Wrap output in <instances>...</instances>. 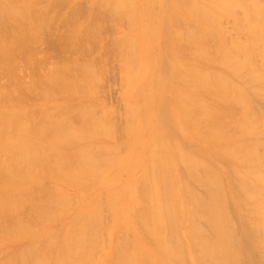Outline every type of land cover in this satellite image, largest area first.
Masks as SVG:
<instances>
[{
  "label": "rangeland",
  "instance_id": "1",
  "mask_svg": "<svg viewBox=\"0 0 264 264\" xmlns=\"http://www.w3.org/2000/svg\"><path fill=\"white\" fill-rule=\"evenodd\" d=\"M121 1L122 0H118V1L117 0H0V12H2L0 13V38H1L0 43L3 44V45L0 44V48L4 46L3 48H1V50L5 52L4 54V52L0 51L1 54H3V56L0 54L1 55L0 61L1 58H4L6 60L7 57V60L10 59L8 58L9 54L12 55L13 52H17L14 53L16 55L14 57H16L17 59L16 60L17 64L13 63L14 67H12V64L9 65L7 62H4L7 65L4 64L2 61L5 60L3 59L1 61V64L4 65H0V91H1L0 94L2 92H4L5 94L7 92L8 94V92H12L13 90L14 91L16 90V92L19 93L20 90V92L23 93V95H21V93L19 95H21L22 98L24 96V99H27V101L23 100L24 103L20 101L21 103L16 105V103L19 102V100L21 99L18 100L17 98L18 100L17 101L16 98H14L16 103H14L13 102L14 99H12L13 103L11 102L10 103L11 105H9V104H5V101L4 102L2 101L3 95L2 94L0 95V99H1L0 104L2 103L1 105L3 106L2 107L0 105V116L2 115L0 118L2 120L0 121L3 122V124H0V129H1L0 135L1 134L5 135L3 134V128H5L4 122L7 121L6 118H8V116L6 117V115L11 114V112L13 113L14 111L13 109L15 108L16 110L15 113L17 114L14 113V115L12 116L13 118L12 123L10 122V119L8 121L11 123L12 129H14L13 128L14 126H17L15 130L18 129L19 126L17 125L18 123L22 124L23 128L21 126V128L19 127V130L16 131L19 132L20 130H22L19 132V134L21 132L23 136L26 134L25 135L26 139H28L27 135L28 137L32 138L31 136H29L30 134H32V136L38 137L35 138L36 141L38 142L40 139L39 136H42L41 132L43 134V138H45L47 135L49 136L50 133L52 134L58 131L57 134H60L61 132L60 137L65 136L64 140L66 139V141L63 142L65 144L67 143L66 146H64L65 144L63 142H62L63 144L61 143L62 154L61 152L59 153V151L57 152L55 150H54L55 153H53L51 152V150L53 149L52 147L51 150H48L50 147L49 145L51 143L49 140V144H46V147L48 146L47 147L48 149L43 148L46 149L44 150L45 151L44 153H46V155L44 154L46 158L43 157L44 155H38L40 156L39 157L40 159H38V156L35 158L36 153L35 154H32V152L28 153L29 155L31 154L35 156H29L28 154H26L27 151L29 152L30 149V147L27 148L26 146V148L28 149V150L26 149V153H25L26 155H28L27 157L28 161L25 160V162H28L27 166L25 163H24L25 165L24 164L22 165L23 162L21 163V165L20 163L16 164L19 166H17L18 168H16L15 166V168L12 169L11 181L9 180L8 182L7 180L5 183V179L4 181L0 180L1 181L0 185L3 187L5 185V187L8 188V190L9 188H14V187L16 188L18 187L19 189L22 188L20 189L21 192L19 196L18 194L13 195L14 198L16 196L19 198L16 197L15 200L11 197V199L13 200L9 199L11 203L15 200V202H13L12 205L7 200L10 203V205L9 206L6 205L7 206V209L5 208L6 210L3 209V207L1 208V202L3 200L2 198L4 197V194L1 192L2 195H0L1 197L0 199H2L0 200V208L3 209V211L0 209L1 210L0 234H2L0 235V264H5L14 257L19 259V254L23 250H26L29 247V245L35 242V240L37 242L39 241L38 243L39 245L37 246L36 248L37 250L35 251L38 253L37 255L39 259L41 261H44L45 264L47 263L56 264V262L61 259L64 262L70 260L69 255L71 253L70 252H68L69 254L66 253L68 251L67 250L68 248L66 249L65 247L67 246L65 245L67 244V242H65L66 241L65 238H67V235L71 233L69 232L70 230L68 229L69 228L72 229L73 227L74 230H72V232L74 233V231L77 230V228H79L81 226L80 224L83 222V220L81 222V217L82 216L84 217L86 212L89 211L93 213L90 214L92 216L94 215V220H95V221L93 220L95 223H93L92 225L90 224L91 227L90 230L93 229V227L94 229L91 230L92 232L89 230V233H93L91 236V240L93 238V240L91 241V245H93V243L94 245L91 246V248L92 247L94 248L90 249L93 250L90 251L92 255L89 253L88 251L89 249L87 250V252L85 251L86 253H84L83 250H81L83 252L81 253L85 254L86 256L85 255L78 256L79 257V258L77 257L78 261L75 258V260L77 261V262L75 261L76 264L77 263L78 264H114V263L117 264L118 262L117 260H119L118 264H120L121 257L124 256L123 254L124 253L126 254L127 252L129 254L134 253L136 255H138L139 253L138 258L140 261L137 260V264L139 263L159 264V260L157 261V258H159L158 257L159 254L158 252H156L158 250L155 244L156 241L154 240V238L150 237L149 232H147V228L144 227L143 225L145 223L144 215H146V213L144 214V212L145 209L148 210L147 204H149L147 202V198H145L146 201H143L144 196L139 197L136 194L138 199L136 198L133 205L130 199H128V197L126 196V193H128L133 189V186L129 185L130 182L133 181L134 183L136 179L138 180L139 178L143 177V174L141 173L147 167L146 155H148L150 147L157 157L160 154H162L161 156L166 157L165 155H168L169 151L171 153L172 151H175L177 149V146H179L178 147L179 150L182 149L181 150L182 154L185 153L184 156L186 155L188 156V158L191 157L189 159L190 162H192L191 161L192 158L193 161L194 159L196 161L194 163H197L198 160L199 162L198 164H196V166H194L195 171H190V174H189V170L186 169L188 171L189 177L187 176V172H185V168H187L186 164L184 166L181 165L178 162L179 160H176L175 162H170L171 164L167 168L168 171L165 169L167 173L164 170H162L163 173H161L162 171L160 172L159 169H156V171L159 172L158 178L162 177V175L165 172L166 177L171 180L168 182H171L172 185V186L170 185L171 187L169 186L170 183L167 185L168 187H170L168 188V190L173 189L171 190V192H168V190H166L167 186L166 187L163 186V188H165L166 190L165 192L163 191L164 189H162L161 187L162 185L160 186L158 184L159 187L158 191L159 192L161 191L160 192L161 194L162 192H164V194L167 193L166 196L168 198L167 200L166 197H165L166 199L164 198L165 195L163 196L160 194V196L163 197L159 196L160 199L159 203L161 205L163 203L165 204L167 203L166 202L167 200V201H171V203L169 202L170 204H173L174 206L176 205V207L178 206L176 213L178 219L176 220V224L174 225V226L177 225L176 227L177 230L176 228L175 230L178 231L177 232L178 234H176L174 229L166 225L167 226L165 228L166 232L164 231L165 233H163L161 239L162 240L163 238L167 239L169 236H171L173 240L168 238L167 240H169L168 241L169 243L170 241H172L171 243L179 242L177 244L179 245L182 244L180 248L184 262L182 264H195L194 262H196V264L198 263L216 264L211 260L212 258L210 256L209 257L211 259H208V257H206L204 254L201 255L199 251H197L198 248H196L197 247L196 243H198V239L196 238L206 237L208 239H211L213 234L211 232L212 230L209 224L202 217V210H200L195 203H193L192 201L190 202L189 196L186 194L189 192L190 194H193V196L195 195V197L199 198L200 200L207 201L208 199L207 194L205 192V189L202 188L203 186L202 183L198 182V180L196 179H194V181L192 180L193 178H195V177L192 178V176H196L195 174H193L192 176L190 175L193 172L198 173V171H200L201 173L202 171H204V169H208L210 171L213 170L212 173L214 172L215 175L217 173L216 176L219 178L218 181H220L219 183L221 186L220 190H222L221 192L223 193V195L220 193L221 194L220 196H223L224 198V200L222 198L221 201L225 202V203L223 202L224 204L222 203V205L224 206V207L222 206V209L223 212L225 211L224 212L225 216L226 217L228 216L227 217L228 218L227 224L229 223L228 235L230 238L229 242H231L230 243L231 249L229 248L230 249L229 252L233 255L234 258L232 264H264V233H262L263 232L262 224H264L262 223L264 222V215H262L264 214V210H263L264 184H258L259 183L258 180L255 182L254 179L248 178L255 185L254 187H256L255 189L252 183H251L252 187L251 186L250 187L253 190L251 188L250 190L249 187L246 186L247 187L246 190L247 191L249 190V192L247 193V197L249 198L250 196H252L250 197V199H248L245 194L246 190L244 191V189H242L239 185V182H241L239 177H236L237 176L236 173L234 175L232 173V171L234 170L233 169L234 164H232L233 163L232 160L229 161V159L226 158L224 154L222 155L221 150L217 151V148H219L221 144L230 146L232 145V143L237 144L240 142H242L241 143L242 146L241 144H239L242 147L240 148L241 151L242 149L247 150L248 147H250V149L248 150H251L253 148L251 147L252 146L251 144L256 142L255 146L254 144L253 146L255 147V149H258L257 152L259 153H255V154L264 160L263 157L264 147H262L264 145V132H261L263 129L262 130L258 129V132H260L259 134L261 135H257L258 132L255 131L251 134L247 133V136L245 132H243V130L240 129L241 127L240 124L244 119V117H242L244 115V112H246L250 118L251 115L255 116L251 118L253 120L255 119L254 121L256 120L259 121L260 119L262 120V118H264V99H263L264 86L262 83H258V82L256 83L255 81L254 82L251 81L252 79L249 78V76L252 73L255 74V71L257 72L258 69L260 70L259 73L258 72L256 73L257 75H260L261 71L264 70L263 69L264 66L262 67V64H264V57L260 56L262 55V53L264 55V52H262L264 51L263 49L264 41L261 42V47H259L262 49L260 50L262 53L256 51L257 53L254 52L255 53L254 57L251 56L250 57L251 59L250 58L247 59V61L251 60L249 61L251 62L250 63L251 65L245 62L250 66L246 68L247 65L244 64L245 65L244 68L246 69L242 71L241 69L238 70L237 68H235L239 71V73L234 76L233 75L231 76L230 74L231 72H228L229 70L225 69V68H229L227 66L228 64L225 65L227 66L225 67L224 63L222 64L220 63L221 62L220 61L218 63L222 64L223 66L221 65L219 66L220 67L219 70L217 69V65L220 64H217L215 60H218L221 56L220 55L221 50L220 49L215 50L220 47L219 45H217L219 44V42L217 41L218 40V35L216 32L217 30L212 28L213 31L211 33L206 34L203 37L201 36L202 37L201 40L204 41L206 45L204 49L207 50V52H209L207 54L210 55L209 58H211L212 56V60H213V63L212 61L211 63H209V61L206 62L209 63V65L203 63V65H205V69H206L205 71H207L208 73L220 72L221 75L224 76L226 75L225 78L232 80L231 85H233V87L236 86L238 87L236 88L237 92L239 90V87L240 90H242L239 91V93L240 95L242 94L241 97L243 96L242 99L244 103L242 102L241 104V100H242L241 98H240L241 100L240 99L239 101L237 100L238 102H240V105H238L239 103L237 102L235 103L236 98H238V96H236L238 95L237 92H234L236 90H232V91L230 90L231 91L230 92L229 90H227V88H225L224 90V92L228 91L227 93L225 92L226 93L225 95L223 90H221L222 91L221 93L223 94L222 95L219 92L214 93V91L208 89H204V90L202 89L203 91L200 89L199 91L200 93L198 92L199 94L190 93L188 95L189 97L191 96L192 98L194 97L195 99H199L200 103L202 101V104L206 106V109H204V111H202L204 108L203 105H201L203 107L201 108L202 110L198 109L199 107H201L200 105L199 107L198 106L196 107L197 110H195V108L194 110H191L193 108L190 109L191 112L193 111V113H195V114L191 113L192 115L194 116L198 115L197 117L199 120L196 119V116L194 117L195 118L194 120L195 121L197 120L199 121L197 123H200L197 125L194 121L193 123H195L199 127H197L196 125L193 126L191 125L193 124L192 122L190 123L189 121V123L186 124L185 123L186 121H184L182 118H179V114H176L178 111L174 107L170 98H171V94H173L172 92L174 91L179 92L181 90L179 89L178 91V89H175V87H177L179 84L181 85L182 80H185L187 78L186 81L189 79H191L190 82L192 81V78H190L191 73L189 71H188L189 73L186 72L187 71L186 69H188L189 66L191 67L194 63V57H191L192 53L190 54V56H188V54L191 51V46L188 45L189 43H186V41L182 39H178L181 41V42L179 41L178 43L177 42L178 40L176 41V39L174 38L177 37L175 36L177 34L176 30H178V32L179 30H182L181 32L195 31L194 30L195 26L193 25L194 22L189 21L188 24L186 23L184 24L181 23L180 21L178 22L179 24L176 25L177 23L173 19L171 20L170 15H172V13L174 12V10H172L173 0H125L126 2H124L123 0L122 2L124 4H126L129 1L126 4V8L123 3L119 4L121 3ZM191 1L192 0H177V2L180 3V4L178 3V8L180 10L182 8L187 9L188 5L191 4L190 3ZM256 1L257 3L260 2L258 4L259 6L260 4L261 6L264 4V0H256ZM186 2L188 4H186ZM181 3L187 5V7H184V5L182 6ZM243 8L241 6V9ZM241 9L240 7L237 8L235 7V9L233 8L232 9L234 12L232 13L233 15L228 16V18L227 16L225 17L223 16L222 17L223 19L220 20L221 25L220 22H218L219 27L220 28L222 27L221 30L223 29L222 30L223 35L227 34V36L225 35L224 39L222 38L221 41L222 44H224L226 47L227 46L231 47L230 45L233 44L234 40L236 42L237 39L239 42L241 41V43L247 41V34L244 33V31H241L243 29L240 28L244 25L243 22L244 23L247 22V21L245 22L244 18L248 21L249 18L243 17L246 15L242 14L244 12H247V9L246 8H244V10ZM14 12H16L17 14ZM129 13H132L133 15L130 16ZM239 23L242 24V26L238 30L237 28L238 26H240ZM167 27L171 28L170 36L171 37L173 36V39L176 42L174 43L175 49L177 48L176 50H174L173 49L174 47H172L174 44L171 46V41L173 40L169 41L171 37L168 39V37L166 36L165 29ZM236 31L237 32L241 31L244 34L239 32L237 33ZM28 32H30V34H28ZM237 35H239V37ZM24 36L26 37L24 38ZM20 39H23L25 41L22 40L23 42H20L21 41ZM230 39L233 40L231 41ZM26 40L27 42L28 41L29 42L27 43ZM24 42L26 44H29V46L22 45L24 44ZM12 43L14 45L17 44L18 45L17 47L14 46L16 48L14 49L13 47L12 49L13 52L10 53L9 50L11 49L9 48V46L11 47ZM5 45H7L8 47ZM216 45L219 47H216ZM178 46L180 50L178 49ZM6 47L9 49H7ZM259 48L257 50H259ZM213 49L215 50L214 52ZM218 52L219 54L217 55ZM234 56H236L237 58L238 53L237 55ZM240 56L241 55H239V57ZM241 57L237 59H240L241 61ZM229 65L232 67L231 64ZM249 67H251L250 70L252 69V67H255V71L253 70L251 74L248 73L250 75L247 74V72H250V70L247 71ZM183 68L185 69L183 70ZM176 69L178 72H176ZM10 70L11 71L15 70V73L14 72L13 73L16 76H14V74H12ZM188 70H190V68ZM233 70L234 69H232V71ZM184 73L185 74L187 73L189 75V78L188 77L185 78L184 75H182ZM241 73L242 74L244 73L245 76L247 74V76L245 77V79L248 77L247 78L248 80L246 79L247 81L245 79H244L245 82L244 81L241 82L237 80L238 76H244ZM262 74H264V71ZM11 75L13 77H10ZM15 78H17V80ZM172 84L174 87L173 91H172L173 88ZM19 85L21 87H19ZM183 85L180 87H184ZM23 88H26V90L25 89L22 90ZM230 88L235 89L232 88V86H230ZM250 88L253 90L250 91ZM254 90L256 92H252ZM261 92L263 93V95ZM216 93H218V95H221L220 97L221 99H223V101ZM12 94H16V93L12 92ZM214 94L217 95L218 98L217 96L214 97L215 96ZM6 108H11L13 111L9 110L10 111L9 113L8 109L7 111L5 110ZM2 110H5L6 113H4V111L1 112ZM200 112L203 113L205 112V114L207 112V114L208 113L209 114L204 115L201 113L202 115L205 116V117L202 116L201 119L199 117ZM21 113L22 114L25 113V116L24 115L21 116L20 115ZM19 115L21 117L19 118L22 120L17 119ZM91 117H93L95 120ZM3 118L6 120H3ZM90 118L93 121L90 120ZM14 119H15V123H14ZM16 120H18L17 124H16L17 122ZM22 121L24 122L22 123ZM43 121H45V123ZM46 122L48 123V126ZM260 122L257 123L258 128L260 127L259 125ZM10 123L9 126L6 123L7 129L8 127L11 126ZM52 124L53 126H51ZM66 126H68L69 128L67 129ZM194 127L198 129V131ZM46 128L48 129L46 130ZM64 128H66L67 130ZM23 129L25 130L24 131L25 134L23 133ZM63 129L66 131L71 129V135L73 134V132H75L73 136L83 133L87 137V140L86 137L82 134H81V138H83L82 141L81 139L80 140L77 139L78 137H80V135H77L76 139L74 140L75 137H71V135H69L68 132H67L68 134L64 135ZM93 129L94 130L97 129V130L94 131ZM213 129H217L218 131ZM81 130L82 132H80ZM211 130L215 131L213 132V134L217 135L215 136V138L218 137L219 135L217 134V132L218 133L220 132L219 137L223 139L221 140L218 137L219 141L217 140L215 142L214 139H211L212 136H214L211 133ZM7 131L8 130H6L5 132ZM200 131H204L205 133L201 135L202 132ZM85 132L88 135L91 134L92 132L93 135H91L90 138V135L87 136ZM106 132L110 134L108 135L106 134ZM209 132L210 135L209 136L206 135L207 133L209 134ZM237 132L239 133V135ZM35 133L37 134L35 135ZM46 133L47 135H45ZM55 133L52 135L53 136L56 135ZM96 133H100V134H98L97 136ZM102 133L106 134V136ZM19 134L17 135L19 136ZM22 134H20V136H22ZM38 134L40 135L37 136ZM205 135L211 137L204 138L206 137ZM229 136L230 138L228 139ZM50 137L52 138V136ZM30 138L28 139V141L30 140L32 141V139ZM142 140L143 143L141 142ZM232 140L234 142H232ZM247 141L249 143H246ZM244 142L246 144H244ZM32 143L30 145H32ZM69 143H71V145ZM157 143H159V145ZM148 144L150 145L148 146ZM256 144L260 148H256L257 147ZM89 145L93 146V147L91 146L92 149H89ZM53 146L55 147L56 145L53 144ZM147 146L148 148L145 149ZM94 147H96L95 150ZM97 147L99 149H97ZM104 147L107 149V151H105L106 149ZM79 149L83 150L82 154H81V150ZM90 150L92 151L94 150V152L92 151L90 152ZM162 150L167 151L166 154H163ZM88 152L91 154L93 153L92 154L93 157L96 158V160H98L99 162L98 163L96 161L98 165L97 168L99 167L97 170L98 173H95L97 171H94L93 172L94 174L92 172L91 174L90 173L87 174L90 168L86 166V163L83 161L84 157L82 158V155L88 154ZM56 153L57 154L59 153L58 155L60 159L66 156L63 159H61L63 160L61 161L62 163L65 161L63 164L58 162L59 158ZM66 154H68L69 156L71 155V157L67 158L68 155ZM96 154L97 156H95ZM79 156L82 159L79 158ZM30 157H33L35 160L33 159L32 161L31 160L32 158ZM42 157L44 159H41ZM47 157H49L50 159ZM104 157H106V159H104ZM245 157L246 156H244V158ZM18 158L21 157L18 156ZM46 159L49 160L47 161ZM51 159L53 160V162ZM101 159H104L105 162L104 160L101 161ZM50 160L51 162H49ZM245 160L246 158L244 159V161ZM263 162L264 161L259 162L258 164L261 165ZM174 163H176V167ZM203 163L205 164L203 165ZM244 163L245 162H242L243 166L247 165V163L245 165ZM28 164H30L29 167ZM154 164H157V161ZM34 165H36V167ZM58 165H60L59 168H56V166L58 167ZM81 165L83 166L85 165V167ZM205 165L208 168H206ZM263 165L264 164H262V167ZM25 166L26 168H23ZM76 166L77 169L75 168ZM142 166L144 167L142 168ZM252 166L254 167V165ZM149 167L147 170L148 172L150 171ZM258 167L255 168H257L258 171H261L260 173L262 176L260 174L257 175H260V178L263 179L264 167L263 168L260 166ZM83 168L85 169L83 170ZM87 168H89V170H87ZM25 169L28 170L24 172ZM72 169L74 170L76 169V170L73 171ZM79 169L83 170L84 173L77 174L76 171H78ZM196 169H200V170H196ZM175 170L176 172H174ZM57 171L59 172L57 173ZM253 171L255 172L254 169ZM258 171L256 170L255 173H257ZM22 172L24 173L28 172L29 174H23ZM60 172H62V174ZM13 174H16L15 177L17 176L16 177L17 179L21 178L22 180L19 179L16 181L15 178L13 182L12 179ZM140 175L142 177H140ZM197 175L199 176V174ZM200 175L202 177L203 173H201ZM88 177L91 178V180ZM72 178L73 179L75 178V180H73ZM23 179H25V181ZM76 179L79 182H77ZM83 179H85V181H81ZM140 180L139 183L137 181V187L138 184L141 187L143 186L142 184L145 183L146 184L145 188H146L148 187V185L151 184V183L148 184L147 181L145 182V180L143 179L141 183L142 182L144 183L141 184ZM160 181L161 180H159L158 182ZM260 185L263 186L261 187ZM1 186L0 188H3ZM145 188L141 187L140 189L142 190ZM183 188L185 189L186 193L183 192L184 191ZM22 192H24L25 194ZM248 194L250 195L248 196ZM25 195L27 196L28 199L26 198ZM139 195L142 194L139 193ZM171 195H173L172 198ZM21 196L24 197L21 198ZM124 196H126L127 198ZM141 197L143 198L142 200ZM259 197L261 198L259 199ZM162 198L165 199L163 203H162L163 200ZM251 198L253 201L251 200ZM18 199L21 200V204ZM247 199L251 200L250 203ZM17 200L19 201L18 203ZM260 200H263V203ZM65 201L66 203H64ZM15 203L20 205H15ZM60 203H63V206ZM260 203L263 206L260 205ZM35 204H37V206ZM164 204L162 206H164ZM253 205L255 207H253ZM257 205H259V207ZM166 206L167 204L164 207L166 208ZM11 207L14 208V211H12L13 208L12 210H10ZM181 207L183 209H181ZM254 208L255 210L253 212ZM128 209H130L129 210L130 212L129 211L125 212ZM257 209H259V212ZM9 211H11L12 213ZM2 212L7 214L5 215ZM136 213L138 214V216L136 215ZM256 213H259L260 217ZM133 214H135L134 215L135 218L133 217ZM36 215H39V217ZM139 215H142L141 216L142 221L141 220L139 221H141V223L144 222L143 224L140 223V225L138 222V219H140ZM95 218L100 220L98 221ZM257 218L261 220L263 219L262 222H260ZM188 219L194 221L195 223L191 222ZM79 221L80 224L78 223ZM188 221L189 223H191L190 225L193 224L191 226L192 231L188 229L190 225L189 224L188 226L186 225ZM76 222L78 223L79 227L76 225ZM75 225L77 226L76 229H75ZM139 226H141L140 229ZM19 228L21 230H19ZM141 228L143 230H141ZM187 229L189 230L190 233L188 232ZM78 230L76 231L77 233L76 235H78V238L80 240L81 234L78 233L79 232ZM193 230H195V232H193ZM7 232L10 234H8ZM76 235L74 236L73 234V236L77 238ZM181 235L184 236L182 237ZM196 235H198V237H196ZM44 236L46 237V239L43 238ZM190 236H193L191 239L196 243L191 242V239H189ZM194 237H196L195 238L196 240L194 239ZM89 238H87V240ZM177 239L180 240L177 241ZM41 240H44L45 243L44 241ZM40 241L43 242L44 244L43 243L41 244ZM124 243H126L127 245ZM150 244H152L153 246ZM40 245L42 246L40 247ZM128 246L129 248H126ZM85 247L89 248L90 246L89 244H87ZM122 250L124 252V253L122 252L123 254H121ZM143 251L145 253L142 255L141 253H143ZM42 253L44 258L41 257ZM67 254L69 257L67 256ZM47 258H49V260ZM142 258L145 260H143ZM192 258L194 260H192ZM211 261L213 263H211Z\"/></svg>",
  "mask_w": 264,
  "mask_h": 264
},
{
  "label": "bare ground",
  "instance_id": "2",
  "mask_svg": "<svg viewBox=\"0 0 264 264\" xmlns=\"http://www.w3.org/2000/svg\"><path fill=\"white\" fill-rule=\"evenodd\" d=\"M118 1V0H117ZM123 1V0H122ZM121 1V3H119V4H122L123 2ZM5 2H7V1H5ZM124 2H126L125 0H124ZM129 2V1H128ZM127 2V3H128ZM189 2V1H188ZM245 2V3H244ZM247 2H248V4H247ZM126 3V4H127ZM178 3L179 2H177V0H173V5H172V10H174V12L172 13V15H170L171 16V20L173 19L177 24L176 25H178L179 23L178 22H180L181 21V23H186V24H188V22L189 21H193L194 22V26H195V31H193V32H181L182 30H179V32H181V33H179L178 32V30H176L177 32V34L175 35V36H177L176 38H174V39H176V41L178 40V39H182V40H184V41H186V43H189L188 45H190L191 46V51H190V53L188 54V56H190V54H191V57H194V63H193V65L190 67L189 66V68H190V70H188V69H186L185 71L186 72H190L191 74H190V78H192V81L190 82V80L191 79H189V80H187L186 81V77H188L189 78V75L187 74V76H186V74L184 73V74H182V75H184V77L186 78L185 80H182V84L180 85H178L177 87H175V89H178V91H179V89H181L179 92H172L173 94H171V98H170V100L172 101V103H173V105H174V107L177 109V113L176 114H179V118H182L184 121H186L185 123L187 124V123H189V121H190V123L192 122H194L195 120V116H196V119H198V115H192V114H195V113H193V111L191 112L190 111V109L191 108H193V109H191V110H194V108H195V110H197L196 109V107L198 106L199 107V105L201 106V105H203L202 104V101H201V103H200V100L199 99H195L194 97L192 98L191 96L189 97L188 95L190 94V93H193V94H197L199 91H200V89L202 90H204V89H208V90H211V91H214V93L215 92H219V93H221L222 91L221 90H223V92H224V90H225V88H227V90H236V91H234V92H237V89L236 88H238L237 86L236 87H233V85H231V81L232 80H229L228 78H225V76L224 75H221V73L220 72H213V73H208L207 71H205L206 69H205V65H203V63H206V62H208L209 61V63H211V61H212V63H213V60H212V56H211V58H209L210 57V55H208L207 53H209V52H207V50H205L204 49V47L206 46L205 45V43H204V41H202L201 39H202V37L204 36V35H206V34H209V33H211L212 31H213V29H215V30H217L216 32H217V35H218V42H219V44H217V45H219V46H217L216 45V47H219V48H217V49H215V50H218V49H220L221 50V53H220V58L218 59V60H215L216 62H217V64H220V63H224V66L225 65H227L230 69H231V71H230V69L229 68H225L226 70H229L228 72H231L230 74H231V76L233 75H236V74H238L239 73V71L238 70H240L241 69V71L242 70H244V69H246L248 66H250L251 64V62H249V61H251V60H249V61H247V59H249L251 56H253L254 57V55H255V53H257L258 51H259V53L261 52L260 50H262L261 48H259V47H261V42H263L264 41V4L261 6V4H260V6L258 5L260 2H258L257 3V1L256 0H192L190 3L191 4H189L188 5V8L186 9H184V8H182L181 10L178 8ZM124 4V3H123ZM126 4H124V6H125V8H126ZM180 4V3H179ZM182 4V6L184 5L183 3H181ZM186 4H188L187 2H186ZM245 4H247V5H245ZM130 5V4H129ZM171 5V4H170ZM119 6H121V5H119ZM181 6V7H182ZM241 6H242V8H243V6H244V8H246L247 9V12H244V13H242V14H245L246 16H243V17H246V18H249V21L248 20H246L245 18H244V20H245V22L246 23H244L243 22V26H242V24H240V26H238V30H239V28L240 29H243V30H241V31H244V33H246L247 34V41H245V42H242L241 43V41L239 42L238 41V39H237V41L235 42V40H234V42H233V44L232 45H230L231 47H229V46H225L224 44H222V38L224 39V37H225V35L227 36V34H225V35H223V32H222V30H221V28L219 27V25H218V22H220V20H222L223 18V16L225 17V16H227V18H228V16H230V15H233L232 13H234L233 12V8L235 9V7L237 8V7H240V9H241ZM184 7H187V5H184ZM117 8V7H116ZM120 8V7H119ZM244 8L243 9H241V10H244ZM121 9V8H120ZM2 10V9H1ZM4 10V9H3ZM20 10V9H19ZM18 10V11H19ZM17 11V10H16ZM232 11V12H231ZM240 11V10H239ZM12 12V11H11ZM0 13H2V12H0ZM14 13H16V12H14ZM17 14V13H16ZM129 15L131 16V15H133L132 13H129ZM230 18V17H229ZM234 18V17H233ZM237 18V17H236ZM235 18V19H236ZM231 19V18H230ZM170 20V19H169ZM242 20V19H241ZM173 21V22H174ZM27 22V21H26ZM191 23V22H190ZM189 23V24H190ZM191 25V24H190ZM220 25H221V22H220ZM23 26V25H22ZM180 26V25H179ZM192 26V25H191ZM24 27V26H23ZM182 27V26H181ZM196 28H197V31H196ZM213 28V29H212ZM29 29V28H28ZM170 27L168 28H166L165 29V31H166V36L168 37V39L171 37L170 35H171V32H170ZM180 29H182V28H180ZM192 29V28H191ZM236 29V30H237ZM24 30V29H23ZM184 30V29H183ZM185 30H187V29H185ZM193 30V29H192ZM214 30V31H215ZM34 31V30H33ZM224 31H226V30H224ZM241 31H238L239 33H242V34H244L243 32H241ZM35 32V31H34ZM237 32V31H236ZM237 32V33H238ZM32 33V32H31ZM36 33V32H35ZM38 33V32H37ZM24 34V33H23ZM28 34H30V32H28ZM28 34H27V36H28ZM245 34V35H246ZM179 35V36H178ZM223 35V36H222ZM244 35V36H245ZM19 36H21V35H19ZM174 36V37H175ZM202 36V37H201ZM238 37H239V35H237ZM243 36V37H244ZM21 37H23V36H21ZM26 36H24V38H25ZM23 38V39H24ZM28 38V37H27ZM1 39V38H0ZM23 39H20L21 41L20 42H23V41H25V40H23ZM174 39H173V36L169 39V41L170 40H173V41H171V46L174 44V43H176L175 41H174ZM246 39V38H245ZM23 40V41H22ZM204 40H207V39H204ZM231 40V39H230ZM233 40V39H232ZM231 40V41H232ZM1 41V40H0ZM179 41L180 40H178L177 42L179 43ZM19 42V41H18ZM26 42H27V40H26ZM29 42V41H28ZM27 42V43H28ZM181 42V41H180ZM217 42V43H218ZM224 42H226V41H224ZM3 43V42H2ZM215 43V42H214ZM1 44V43H0ZM16 44V43H15ZM21 44V43H20ZM182 44V43H181ZM185 44V43H184ZM208 44V43H207ZM1 45H3V44H1ZM18 45V44H17ZM17 45H14L13 43H12V45H11V47L9 46V48L11 49V50H9V52L10 53H12L13 52V47L14 46H16L17 47ZM22 45H28L29 46V44H26L25 42H24V44H22ZM178 45V44H177ZM176 45V46H177ZM260 45V46H259ZM5 46H7V45H5ZM4 47V46H3ZM3 47H1V48H3ZM8 47V46H7ZM6 47V48H7ZM16 47H14V49L16 48ZM172 47H174L173 49L174 50H176L175 49V44L172 46ZM181 47V46H180ZM229 47V48H228ZM1 48H0V51H2V52H4L3 50H1ZM9 48H7V49H9ZM19 48H20V46H19ZM259 48V50H257ZM29 49V48H28ZM178 49H179V46H178ZM213 49V52L215 51ZM263 49H264V47H263ZM180 50V49H179ZM6 51V50H5ZM15 51V50H14ZM206 51V52H205ZM212 51V50H211ZM257 51V52H256ZM182 52H184V51H182ZM255 52V53H254ZM262 52H264V51H262ZM261 52V53H262ZM7 53V52H6ZM14 53H17V52H13L12 53V55L11 54H9V56H8V58H10V59H8L7 60V57H6V60L4 59V58H1V61H2V59L3 60H5V61H2L3 63L4 62H7L9 65H11L12 64V67H14L13 66V63L14 64H17V59H16V57H14V56H16ZM188 53V52H187ZM237 53H238V56H237V58H240L241 56V61H240V59H237L236 58V56H234V55H237ZM258 53V54H259ZM0 54H1V52H0ZM4 54H5V52H4ZM185 54V53H184ZM219 54V52L217 53V55ZM253 54V55H252ZM2 56H3V54H1ZM0 55V56H1ZM239 55H241L240 57H239ZM6 56V55H5ZM27 56H29V55H27ZM185 56H187V55H185ZM256 56H258V55H256ZM260 56H263L264 57V55H263V53H262V55H260ZM234 57V58H233ZM217 58V57H216ZM220 59H222V60H220ZM232 61H231V60ZM251 59V58H250ZM262 59V58H261ZM236 60H237V63H236ZM239 60V61H238ZM246 60V61H245ZM1 61H0V65H4V64H6V63H4V64H1ZM188 61V60H187ZM189 61H192V60H189ZM214 61V62H215ZM221 61V62H220ZM223 61V62H222ZM233 61H235V62H233ZM218 62H220V63H218ZM245 62H247V63H249L250 65H248V64H246ZM187 63H189V62H187ZM209 63H206V64H208L209 65ZM190 64H192V63H190ZM222 64H220V65H217V69L219 70V66H221ZM229 64H231L232 65V67L229 65ZM247 65L246 66V68H244L245 67V65ZM7 65V64H6ZM176 66V65H175ZM184 66H187V65H184ZM183 66V67H184ZM223 66V65H222ZM227 66H225V67H227ZM233 66H234V68H233ZM253 66V65H252ZM264 66V64H262V67ZM11 67V68H12ZM178 67V66H177ZM261 67V68H262ZM179 68V67H178ZM235 68H237V69H235ZM243 68V69H242ZM250 68L251 67H249V69H247V71H249L250 70ZM9 69H10V67H9ZM14 69V68H13ZM185 68H183V70H184ZM232 69H234L233 71H232ZM263 69H264V67H263ZM12 70V69H11ZM10 70V71H11ZM174 70H175V68H174ZM180 70V69H179ZM217 70V71H218ZM238 72H237V71ZM253 70L255 71V67H252V69L250 70V72H247V74L248 73H250L251 74V72H253ZM259 70L260 69H258L257 70V72L259 73ZM262 70V69H261ZM212 71V70H211ZM240 71V72H241ZM264 71V70H263ZM263 71H261V73H260V75H257L256 73V71H255V74L254 73H252L251 75L250 74H248V75H250L249 76V78H251L252 80L251 81H255L256 83L258 82V83H262L263 84V86H264V74H262L263 73ZM12 72V74H14L15 73V70L14 71H11ZM14 72V73H13ZM176 72H178L177 71V69H176ZM188 72V73H189ZM10 73V72H9ZM244 73H245V71H244ZM242 74V75H244V76H238L237 77V80H239V81H244V79H245V77L247 76V74H246V76H245V74ZM228 75H229V73H228ZM14 76H16L15 74H14ZM175 76H176V74H175ZM10 77H13L12 75L10 76ZM183 78V77H182ZM231 78V77H230ZM248 78V77H247ZM246 78V79H247ZM16 80H17V78H15ZM14 79V80H15ZM236 79V78H235ZM245 79V80H246ZM254 79V80H253ZM13 80V81H14ZM248 80V79H247ZM246 80V81H247ZM250 80V79H249ZM190 83H189V82ZM238 81V82H239ZM261 81V82H260ZM240 82V83H241ZM245 82V81H244ZM249 82V81H248ZM17 83V82H16ZM247 83V82H246ZM252 83V82H251ZM11 84V83H10ZM24 84V83H23ZM184 84V85H183ZM232 84H233V82H232ZM253 84V83H252ZM12 85V84H11ZM20 85H22V84H20ZM19 85V87H21ZM184 86V87H180V86ZM248 85V84H247ZM175 86V85H174ZM230 86H232V88H235V89H231L230 88ZM235 86V85H234ZM12 87V86H11ZM172 87H173V84H172ZM13 88V87H12ZM11 88V89H12ZM31 88V87H30ZM14 89V88H13ZM16 89V88H15ZM20 89V88H19ZM26 90V88H23L22 90ZM29 89V88H28ZM173 89H174V87L172 88V91H173ZM264 89V88H263ZM18 90V89H17ZM31 90V89H30ZM170 90V89H169ZM198 90V91H197ZM202 90V91H203ZM251 90H253V89H251L250 88V91ZM258 90V89H257ZM29 91V90H28ZM195 91H197V92H195ZM207 91V90H206ZM230 91V92H231ZM239 91H242V90H240V87H239V90H238V92H237V94L238 95H236V96H238V98H236V101H235V103L237 102V103H239L238 105H240V102H238L239 101V99L241 98H243V96L241 97V95H240V93H239ZM1 92V91H0ZM12 92H14V93H16V94H12ZM12 92H8V94H7V92H6V94L4 93V92H2L1 94L3 95L2 97H3V99H2V101L4 102L5 101V104H9V105H11L10 103L12 102V99H14V98H16V100H17V98H18V100L19 99H21V100H19V102H15V99H14V103H16V105L17 104H19V103H21V102H23V100H26L27 101V99H24V96H23V98H22V96L21 95H23V93H21L20 92V90H19V93H17L16 92V90L14 91H12ZM226 92V91H225ZM224 92V95L228 92H226L225 93ZM252 92H256L255 90L254 91H252ZM4 93V94H3ZM21 93V95H19ZM200 93V92H199ZM198 93V94H199ZM206 93V92H205ZM208 93H209V91H208ZM212 93V92H211ZM262 93V92H261ZM263 93H264V91H263ZM263 93H262V95H263ZM0 94V95H1ZM217 95H218V93H216ZM222 94V93H221ZM229 94V93H228ZM231 94V93H230ZM234 94V93H233ZM215 95V94H214ZM217 95H215L214 97H216ZM223 95V94H222ZM219 97L221 96V95H218ZM218 96H217V98H218ZM235 96V95H234ZM229 98V97H228ZM194 99V100H193ZM220 99H221V97H220ZM232 99V98H231ZM230 99V100H231ZM240 99V100H241ZM264 99V98H263ZM1 100V99H0ZM11 100V101H10ZM17 100V101H18ZM222 101H223V99H221ZM235 100V99H234ZM238 100V101H237ZM9 103H8V102ZM21 101V102H20ZM25 101V102H26ZM221 101V102H222ZM228 101V100H227ZM7 102V103H6ZM12 102V103H13ZM242 102H243V99L241 100V104H242ZM24 103V102H23ZM22 103V104H23ZM230 103V102H229ZM228 103V104H229ZM244 103V102H243ZM2 104V103H1ZM0 104V105H1ZM225 104V103H224ZM232 104V103H231ZM227 105V104H226ZM245 105V104H244ZM2 106V105H1ZM204 106V105H203ZM3 107V106H2ZM10 107V106H9ZM201 108H203L202 106L201 107H199L198 109L200 110ZM7 109H8V111L9 110H12L11 108H6L5 110L7 111ZM87 109V108H86ZM204 109H206V106H204V108H203V110L202 111H204ZM242 109V108H241ZM5 110H2L1 112H3L4 111V113H6V111ZM14 110V111H13ZM12 111H13V113L11 112V114H7L6 115V117L8 116V118H6L7 119V121L6 122H4V127L5 128H3V134H5V135H0V161L2 162H0L1 164V172H0V180H3L4 181V179H5V183H6V181L8 180V182H9V180L11 181V171H12V169L13 168H15V166H16V168H18L17 166H19V165H16V164H19L20 163V165H21V163H22V165L25 163L26 164V166H27V163L28 162H25V160L26 161H28L27 160V157H28V153H31L32 152V154H35V155H29V156H35V158L38 156V155H46V153H44L45 151L44 150H46V149H48L47 147H46V144H49V140H50V142L52 143H50V147H49V149L48 150H51V147L53 148L52 150H51V152H53V153H55L54 152V150L55 151H59V153L61 152V146H62V144L64 143L63 141H66V139L64 140V137H60L61 135V132H60V134H57V132L55 133L56 135H52V134H54V133H50L49 134V136L47 135V133L45 134V135H47L45 138H43V134H42V132H41V135L42 136H39L40 134H38L37 136H39L40 137V139H39V141L37 142L36 141V139L35 138H38V137H35V136H32V134H30L29 136H31L32 138H30V137H28V135H27V138L29 139H32V141H33V143L35 144H33L32 143V141H31V143H32V145H30L31 143H30V141H28V139H26L25 138V130L23 129V133L25 134L24 136H23V134H22V132L20 133V134H22V136H20V134H19V132L20 131H22V130H20L19 132H17L18 130H19V127L21 128V126H22V124H20V123H18V120H16L17 122H16V124L17 125H19L18 126V129H16L15 130V128L17 127V126H14L13 128L14 129H12L11 127H12V125H11V123H12V120H13V118H12V116L14 115V113L16 112V110H15V108L13 109ZM24 110V109H23ZM29 110V109H28ZM88 110V109H87ZM249 110V109H248ZM257 110V109H256ZM25 111H27V110H25ZM89 111V110H88ZM209 111V110H208ZM24 112V111H23ZM90 112V111H89ZM196 112V111H195ZM242 112H243V110H242ZM251 112V111H250ZM3 113V114H4ZM8 113V112H7ZM9 113H10V111H9ZM192 113V114H191ZM197 113H198V111H197ZM204 114V115H206L207 114V112H206V114H205V112L203 113V112H200L199 114H200V118L202 117V116H204V115H202V114ZM245 113L246 112H244V115H245ZM15 114H17V113H15ZM209 114V113H208ZM207 114V115H208ZM252 114V113H251ZM5 115V114H4ZM21 116L22 115H24L25 116V113H21L20 114ZM20 115L18 116V118L17 119H19V120H22V119H20L21 117H20ZM48 115V114H47ZM242 115V114H241ZM242 116V117H244V119H245V121H244V119H243V121L241 122V127H240V129L241 130H243V132H245V134H246V136H247V133H253V132H258V129H260V130H264V118H262V120L260 119L259 121L258 120H256V121H254L253 119H251L252 117H255V116H253V115H251V118L248 116V114L246 113V115L245 116ZM2 116V115H1ZM1 116H0V118H1ZM20 117V118H19ZM27 117V116H26ZM205 117V116H204ZM241 117V116H240ZM4 118H5V116H4ZM3 118V120H6V119H4ZM91 118H93V117H91ZM90 118V120H92ZM10 119V122L8 121ZM16 119V118H15ZM15 119H14V123H15ZM50 119V118H49ZM48 119V120H49ZM53 119V118H52ZM66 119V118H65ZM94 119V118H93ZM202 119V118H201ZM0 120H2V119H0ZM55 120H56V118H55ZM95 120V119H94ZM199 120V119H198ZM227 120H229V119H227ZM52 121V120H51ZM51 121H49V122H51ZM62 121H64V120H62ZM84 121V120H83ZM87 121V120H86ZM93 121V120H92ZM262 123H261V122ZM0 122H2V121H0ZM21 122V121H20ZM24 121H22V123H23ZM44 123H45V121H43ZM197 122H199V121H195V123L198 125V124H200V123H197ZM260 122V127L258 128V125H257V123H259ZM8 124V126H9V123H10V127H8V129L6 128L7 127V124ZM47 123V122H46ZM94 123V122H93ZM195 123H193V124H191V125H196ZM232 123H234V122H232ZM238 123V122H237ZM0 124H3V122L2 123H0ZM58 124H60V123H58ZM39 125V124H38ZM50 125V124H49ZM57 125V124H56ZM56 125H54V126H56ZM82 125V124H81ZM95 125H96V123H95ZM190 125V126H191ZM196 125V126H197ZM239 125V126H240ZM2 126V125H1ZM27 126V125H26ZM47 126H48V123H47ZM51 126H53V124L51 125ZM58 126V125H57ZM61 126V125H60ZM69 126V125H68ZM68 126H66V128L68 129L69 127ZM91 126V125H90ZM189 126V127H190ZM44 127V126H43ZM197 127H199V126H197ZM237 127V126H236ZM9 128H11V129H9ZM22 128H23V126H22ZM38 128V127H37ZM42 128V127H41ZM45 128V127H44ZM66 128H64V129H66ZM193 128V127H192ZM195 128V127H194ZM8 130L7 132H5L6 130ZM48 128H46V130H47ZM62 129V128H61ZM63 129V132H64V135L65 134H68L69 133V135H71V129H69L68 131H66V130H64ZM98 129V128H97ZM96 129V130H97ZM196 129V128H195ZM5 130V131H4ZM88 130V129H87ZM94 130V129H93ZM96 130H94V131H96ZM197 131H198V129H196ZM213 130H217V129H213ZM259 130V131H260ZM261 131V132H264V131ZM0 131H1V129H0ZM30 131V130H29ZM45 131V130H44ZM43 131V132H44ZM62 131V130H61ZM109 131V130H108ZM218 131V130H217ZM216 131V132H217ZM224 131V130H223ZM5 132V133H4ZM17 132V133H16ZM39 132V133H40ZM68 132V133H67ZM72 132H73V130H72ZM80 132H82V130L80 131ZM90 132V131H89ZM103 132V131H102ZM105 132V131H104ZM110 132V131H109ZM200 132H202L201 133V135L203 134V133H205L204 131H200ZM207 132V131H206ZM213 132H215V131H212L211 130V133L213 134ZM33 133V132H32ZM75 132H73V134H74ZM86 133V132H85ZM94 133V132H93ZM238 133V132H237ZM260 132H258V134L257 135H261V134H259ZM17 134H19V136L17 135ZM37 133H35V135H36ZM73 134L71 135V137H75L74 138V140L76 139V136L77 135H80V137H78L77 139L78 140H80L81 139V141H82V139L83 138H81V134L82 135H84L83 133H81V134H77V135H74L73 136ZM87 134V133H86ZM98 134H100V133H96V135L98 136ZM102 134H104V133H102ZM106 134H110V133H108V132H106ZM106 134H104L105 136H106ZM212 134H211V136H212ZM217 134H219L218 135V137L220 136V132L218 133L217 132ZM255 134V133H254ZM90 135V138H91V135H93L92 134V132H91V134H89ZM88 134H87V136H89ZM206 135H210V132H209V134L207 133ZM205 135V136H206ZM214 136H212V138L211 139H214L215 140V142L218 140L219 141V139H218V137H216L215 138V136H217L216 134H213ZM238 135H239V133H238ZM238 135H236V136H238ZM249 135V134H248ZM50 136H52V138L50 137ZM62 136H63V134H62ZM85 136V135H84ZM101 136V135H100ZM208 136H206V137H204V138H207ZM210 136V137H211ZM232 136V135H231ZM255 136V135H254ZM56 137V138H55ZM67 137V136H66ZM83 137V136H82ZM86 137V136H85ZM96 137V136H95ZM103 137V136H102ZM210 137H208V138H210ZM214 137V138H213ZM223 137V136H222ZM245 137V136H244ZM256 137V136H255ZM254 137V138H255ZM259 137V136H258ZM257 137V138H258ZM52 140H51V139ZM68 138H69V136H68ZM109 138V137H108ZM220 138V137H219ZM230 138V136L228 137V139ZM35 140V142H37V143H35L34 142V140ZM221 139V138H220ZM223 139V138H222ZM221 139V140H222ZM227 139V140H228ZM231 139H232V137H231ZM236 139V138H235ZM240 139V138H239ZM256 139V138H255ZM38 140V139H37ZM86 140H87V137H86ZM91 140V139H90ZM208 140H210V139H208ZM214 140H213V142H214ZM227 140H226V142H227ZM53 141V142H52ZM63 142V143H62ZM142 143H143V140L141 141ZM212 142V143H213ZM232 142H234L233 140H232ZM250 142H251V140H250ZM253 142H255V141H253ZM259 142V141H258ZM257 142V143H258ZM39 143V144H38ZM62 143V144H61ZM177 143V142H176ZM231 143V142H230ZM242 142H240V143H232V145H220L219 146V148H217V151L219 150H221V152H222V155L224 154V156H226V158H228L229 159V161L230 160H232V162H230V163H232V164H234V168H233V166H232V168L234 169H232L231 171H232V173H233V175L236 173V177H239V179H240V181L241 182H239V185H240V187L242 188V189H244V191L247 189V187H249V189L252 187L251 186V181L248 179V178H252V179H254V181L256 182L257 180H258V184H264V178L263 179H261L260 178V175H261V171H258V169L257 168H255V167H258V166H260V167H262V164H264V162L260 165V164H258L259 162H262V161H264L262 158H260L259 156H257L255 153H259V152H257V150L258 149H255V143H253L254 144V146H253V144H251L252 146L251 147H253L251 150H248V149H250V147H248V149L247 150H244V149H242V151H241V149L240 148H242L241 146H242V144H241ZM246 143H249L248 141L246 142ZM245 142H244V144H246ZM260 143V142H259ZM29 144V145H28ZM53 144H55L56 146V148L53 146ZM61 144V145H60ZM65 144V143H64ZM70 145H71V143H69ZM152 144H154V143H152ZM158 145H159V143H157ZM156 144V145H157ZM229 144V143H228ZM239 144H241V146L239 145ZM52 145V146H51ZM67 145V143L64 145V146H66ZM150 144H148V146H149ZM176 145V144H175ZM257 145V144H256ZM260 145V144H259ZM25 146V147H24ZM26 146H27V148L28 147H30V149H29V152L27 151V153H26ZM92 145H89V149H92V147H91ZM144 146V145H143ZM142 146V147H143ZM148 146L145 148V149H147L148 148ZM247 146V145H246ZM245 146V147H246ZM59 147H60V150H59ZM108 147V146H107ZM153 147H154V145H153ZM161 147V146H160ZM174 147H176V146H174ZM179 146H177V149H178V151H177V149L175 150V151H172V153L170 152H168V155H165L166 157H164V156H161L162 154H160V155H158V157L154 154V152L152 151V149H151V147L149 148V152H148V155H146L147 157H146V159H147V164H146V168H145V170H143V171H145V172H143L142 171V173L141 174H143V177L140 175V177H142V178H139L138 180L136 179V181L133 183V181L132 182H130V186H133V189L131 190V191H129L128 193H126V196L128 197V199H130V201H131V203L133 204L134 202H135V200H136V198L138 199V197H137V195L140 197V196H144L143 198L141 197V200L143 199V201H146L145 200V198H147V202L149 203V204H147V202H146V204L148 205V207H147V205H146V207L148 208V210L147 209H145V212H144V214L146 213V215H144L145 216V218H144V220H145V223L144 222H142L141 223V216L142 215H139L140 216V219H138V222H139V225H140V223L141 224H143L144 225V227H146L147 228V232H149V235H150V237H152V238H154V240L156 241V248L158 249H156L157 251L156 252H158V254H159V258H157V261L159 260V264L161 263H163V264H182V263H184L183 262V255L181 254L182 252H181V245L182 244H177V243H179V242H173V243H171L172 241H170V243L168 242L169 240H167L168 238H170L171 240H173V238L171 237V236H169L167 239H164L163 238V240L161 239L162 238V236H163V233H165L166 231H165V228L167 227V226H169L170 228H172V229H174L175 230V228L177 227V225L176 226H174L175 224H176V220L178 219L177 218V216H176V213H177V207H176V205L174 206L173 204H170L171 203V201H167L168 200V198H167V196H166V194L167 193H165L164 194V192H162V194L158 191V184L162 187V189H164L163 191H165L166 192V190H168V188H170L172 185H171V182H168V181H171L170 179H168L167 177H166V174H165V169L167 170V168L170 166V162H175L176 160H179L178 162L181 164V165H185L186 164V167L187 168H185V172H187V176H188V171L187 170H189V174H190V171H195V169H194V166H196V164H198V162H199V160L197 161V163H194V162H196L195 161V159H194V161H193V158L191 159V161L193 162H190V158H188V156H184V154H182V152H181V150H179V148H178ZM245 147H243V148H245ZM262 147H264V145L262 146ZM32 148V149H31ZM43 148H46V149H43ZM82 148V147H81ZM95 148L96 147H94V150H95ZM105 148V147H104ZM109 148V147H108ZM256 148H260V147H258V145H257V147ZM78 149V148H77ZM83 149V148H82ZM82 149H79V150H81V154H82ZM97 149H99L98 147H97ZM101 149H103V148H101ZM106 149V148H105ZM104 149V150H105ZM155 149V148H154ZM153 149V150H154ZM168 149V148H167ZM215 149V148H214ZM263 149V148H262ZM28 150V149H27ZM32 150V151H31ZM34 150V151H33ZM43 150V151H42ZM94 150L92 151V150H90V152L92 151V152H94ZM216 150V149H215ZM254 150V151H253ZM260 150V149H259ZM264 150V149H263ZM36 151V152H35ZM40 151V152H39ZM64 151V150H63ZM84 151H86V150H84ZM105 151H107V149L105 150ZM109 151H110V149H109ZM108 151V152H109ZM181 153H180V152ZM246 151V152H245ZM256 151V152H255ZM34 152V153H33ZM43 152V153H42ZM65 152V151H64ZM138 152H141V151H138ZM146 152V151H145ZM162 152H163V154H166V152L167 151H164V150H162ZM263 152V151H262ZM261 152V153H262ZM28 154V155H26V154ZM37 153H39V154H37ZM58 153V154H59ZM86 153V152H85ZM96 153V152H95ZM156 153V152H155ZM216 153V152H215ZM243 153H245V154H243ZM57 154V153H56ZM57 154V155H58ZM61 154H62V152H61ZM93 154V153H92ZM91 153H89L88 152V154H85V155H82V158L84 159L83 161L86 163V166L87 167H89L90 168V170H89V168H87V170H89V172L87 173V174H91V172L93 173L94 171H97L98 170V168H97V162H98V160H96V158H94L93 157V155H92ZM169 154H171V155H169ZM17 155V156H16ZM43 156V157H45L46 158V156ZM63 155H65V154H63ZM66 155H68V154H66ZM246 156L245 158H246V160L244 161V156ZM261 155V154H260ZM18 156H20L21 158H18ZM60 156H62V155H60ZM95 156H97V154L95 155ZM250 156V157H249ZM262 156V155H261ZM40 156H38V159H40L39 158ZM41 158V159H44V158ZM64 157H66V156H64ZM63 157V158H64ZM68 157H71V155L69 156H67V158ZM263 157H264V153H263ZM18 160H17V159ZM30 158H32L31 160L33 161V157H30ZM47 158H49V157H47ZM58 158H59V155H58ZM63 158H61V159H63ZM66 158V159H67ZM79 158H81L80 156H79ZM81 158V159H82ZM50 159V158H49ZM48 159V160H49ZM54 159V158H53ZM60 158H59V163H62L61 161H63V160H61ZM70 159V158H69ZM104 159H106V157H104ZM104 159H101V161L102 160H104ZM249 159V160H248ZM22 160V161H21ZM30 160V161H31ZM35 160V159H34ZM47 160V159H46ZM47 160V161H48ZM52 160V159H51ZM51 160L49 161V162H51ZM80 160V159H79ZM243 160V161H242ZM262 160V161H261ZM17 161H18V163H17ZM20 161V162H19ZM30 161H29V163H30ZM31 161V162H32ZM55 161H56V159H55ZM83 161H82V163H83ZM97 161V162H96ZM100 161V160H99ZM156 161H157V164H154V163H156ZM226 161H227V159H226ZM249 162V164H248V162ZM44 162V161H43ZM52 162H53V160H52ZM65 162V161H64ZM63 162V163H64ZM68 162V161H67ZM80 162V161H79ZM104 162H105V160H104ZM148 162H149V165H150V167H149V165H148ZM200 162H201V160H200ZM242 162H245L244 163V165L247 163V165H245V166H243L242 165ZM56 163V162H55ZM54 163V164H55ZM58 163V164H59ZM62 163V164H63ZM75 163V162H74ZM99 163V162H98ZM102 163V162H101ZM229 163V162H228ZM24 164V165H25ZM76 164V163H75ZM80 164V163H79ZM173 164V163H172ZM175 164V167H176V163H174ZM205 163H203V165H204ZM258 164V165H257ZM51 165H52V163H51ZM66 165V164H65ZM68 165V164H67ZM201 165V164H200ZM199 165V166H200ZM252 165H254V167L252 166ZM257 165V166H256ZM26 166L25 167H23V168H26ZM30 166V164H28V167ZM33 166V165H32ZM35 167H36V165H34ZM55 166V165H54ZM59 166L60 165H58V167L56 166V168H59ZM81 166H83V165H81ZM141 166V165H140ZM22 167V166H21ZM62 167V166H61ZM72 167V166H71ZM83 167H85V165L83 166ZM144 166H142V168H143ZM148 167H149V169H150V171L148 172L147 170H148ZM174 167V168H175ZM205 167L206 168H208L206 165H205ZM263 167H264V165H263ZM262 167V168H263ZM22 168V169H23ZM32 168V167H31ZM68 168V167H67ZM76 169H77V166L75 167ZM137 168V167H136ZM140 168V167H139ZM183 168V167H182ZM259 168V167H258ZM4 169V170H3ZM60 169H62V168H60ZM59 169V170H60ZM75 169V170H76ZM85 168H83V170H84ZM156 169H159L160 170V172L162 171V170H164L165 172H164V174L162 175V177H160V178H158V174H159V172L158 171H156ZM172 169V168H171ZM177 169V168H176ZM184 169V168H183ZM187 169V170H186ZM194 169V170H193ZM253 169L255 170V172H256V170L258 171L257 173H255L254 171H253ZM261 169V168H260ZM21 170V169H20ZM28 169H25L24 170V172L25 171H27ZM31 170V169H30ZM34 170V169H33ZM57 170V169H56ZM73 171H75L74 169H72ZM83 170H81V169H79L78 171H76L77 172V174H83L84 173V171ZM92 170V171H91ZM174 170V169H173ZM196 170H200V169H196ZM203 170V169H202ZM263 170V169H262ZM14 171V170H13ZM72 171V172H73ZM101 171V170H100ZM168 171V170H167ZM170 171V170H169ZM212 171L213 170H208V169H204V171H202L201 173H203V176L201 177V173H200V171H198V173H196V172H191L192 174L190 175V176H192L193 174H195L196 176H192V178L193 177H195V178H191L193 181H194V179H196V180H198V182H201L202 183V185L204 186H202V185H200V186H202V188L203 189H205V192H206V194H207V201H202V200H200L199 198H197V197H195V195L193 196V194H190L188 191V193H186L185 192V189H184V191L183 192H185L188 196H189V199H190V202L192 201L193 203H195L198 207H199V209L200 210H202V217H203V219L204 220H206L207 221V223L209 224V226H210V228H211V232H212V238L211 239H208V238H206V237H199V238H196V237H198V235H196V237H194V239L196 238V239H198V243H196V242H194V241H192V237L193 236H190V238L189 239H191V242L192 243H196L197 245V247L196 248H198V250L197 251H199V253L202 255V254H204L206 257H208V259H211L214 263H218V264H232V262L234 261V258H233V255L229 252L230 251V249H231V246H230V243L231 242H229L230 241V238H229V235H228V232H229V229H228V227H229V223L227 224V220H228V216L226 217L225 216V214H224V212H223V209H222V203L224 202H222L221 200H222V198H223V196H220L221 194L223 195V193L221 192L222 190H220V188H221V186H220V181H218L219 180V178L216 176L217 175V173H216V175L214 174V172L212 173ZM18 172V171H17ZM21 172V171H20ZM24 172H22L23 174H29L28 172H26V173H24ZM32 172V171H31ZM59 171H57V173H58ZM80 172H82V173H80ZM85 172H86V170H85ZM174 172H176V170L174 171ZM13 173H16V172H13ZM19 173V172H18ZM61 174H62V172H60ZM67 173V172H66ZM74 173V172H73ZM95 173H98V171L97 172H95ZM161 173H163V171L161 172ZM167 173V172H166ZM22 174V175H23ZM86 174V173H85ZM94 174V173H93ZM136 174V173H135ZM178 174V173H177ZM197 174H199V176L197 175ZM239 174H241V175H239ZM257 174H260V175H257ZM15 175L16 174H13V182H14V180H15V178L17 177H15ZM32 175H34V174H32ZM32 175H31V177H32ZM37 175V174H36ZM60 175V174H59ZM64 175V174H63ZM62 175V176H63ZM139 175V174H138ZM161 175V174H160ZM19 176V175H18ZM21 176V175H20ZM26 176V175H25ZM66 176H67V174H66ZM83 176V175H82ZM81 176V177H82ZM87 176V175H86ZM91 176V175H90ZM89 176V177H90ZM262 176V175H261ZM88 177V178H89ZM189 177V176H188ZM25 178V177H24ZM61 178V177H60ZM19 179H21V178H19ZM19 179H17L16 178V181L17 180H19ZM29 179V178H28ZM73 179V178H72ZM90 180H91V178H89ZM141 179V180H140ZM145 180V182L147 181V183L148 184H150V185H152V186H150V185H148V187H146L145 188V183L144 182H142V183H144V184H142L141 183V181H143V180ZM22 180V179H21ZM24 181H25V179H23ZM31 180V179H30ZM73 180H75V178L73 179ZM77 180V179H76ZM139 180H140V183L144 186H141L142 188H145V189H140L141 187H140V185L138 184V187H137V181H138V183H139ZM159 180H161L160 182H158ZM2 181V182H3ZM81 181H85V179H83V180H81ZM88 181V180H87ZM250 181V182H249ZM1 182V181H0ZM77 182H79L78 180H77ZM89 182V181H88ZM168 182V183H167ZM17 183V182H16ZM81 183V182H80ZM85 183V182H84ZM161 183V184H160ZM170 183V184H169ZM241 183V184H240ZM79 184V183H78ZM88 184V183H87ZM169 184V186L170 187H168L167 185ZM250 184V185H249ZM3 185V184H2ZM76 185V184H75ZM249 185V186H248ZM252 185H253V187L255 186L253 183H252ZM1 186V185H0ZM163 186H167L166 187V190H165V188H163ZM247 186V187H246ZM251 186V187H250ZM261 186V185H260ZM263 186V185H262ZM261 186V187H262ZM1 187H3V186H1ZM4 187H5V185H4ZM0 188V195H2V193L4 194V197L2 198L3 200H5V201H3L2 199H0V200H2V202H1V208L3 207V209H7V206H9L10 205V200L9 199H11V197L13 198V199H15L14 197H13V195H15V194H18V196H19V194H20V189H22V188H16V187H14V188H9V190H8V188ZM160 187V188H161ZM259 187V186H258ZM255 189H256V187H254ZM179 189V188H178ZM252 189V188H251ZM250 189V190H251ZM258 189V188H257ZM25 190V189H24ZM171 190H173V189H171ZM171 190H168V192H171ZM253 190V189H252ZM18 191H19V193H18ZM23 191V190H22ZM2 192V193H1ZM27 192H28V190H27ZM138 192V193H137ZM174 192V191H173ZM172 192V193H173ZM246 193V197H247V193L249 192V190L247 191H245ZM258 192V191H257ZM264 192V191H263ZM22 193H24V192H22ZM139 193L140 194H142V195H139ZM177 193V192H176ZM221 193V194H220ZM260 193V192H259ZM25 194V193H24ZM137 194V195H136ZM144 194V195H143ZM146 194V195H145ZM160 194L161 195H165L164 196V198L166 197L167 198V200H166V202L167 203H163V201L166 199H164V198H162L163 200H162V203L164 204V206L167 204V206H166V208L164 207V206H162L159 202V196H160ZM253 194V193H252ZM250 194H248V196H249ZM26 196V195H25ZM29 196V195H28ZM126 196H124V197H126ZM163 196H160V197H163ZM172 196L173 195H171V198H172ZM186 196V195H185ZM24 197V196H23ZM22 196H21V198H23ZM32 197V196H31ZM30 197V198H31ZM126 197V198H127ZM250 197H252V196H250ZM250 197L248 198V199H250ZM256 197V196H255ZM1 198V197H0ZM17 198H19V197H17ZM26 198H27V196H26ZM33 198V197H32ZM60 198V197H59ZM188 198V197H187ZM261 197H259V199H260ZM13 199H11V200H13ZM28 199V198H27ZM58 199V198H57ZM188 199V200H189ZM247 199V200H248ZM258 199V200H259ZM263 199V198H262ZM10 202H8V201ZM16 200V199H15ZM15 200L13 201V202H15ZM19 200V199H18ZM17 200V203L20 201V204H21V200H19L18 201ZM31 200V199H30ZM59 200V199H58ZM139 200H140V198H139ZM138 200V201H139ZM176 200V199H175ZM174 200V201H175ZM223 200H224V198H223ZM251 200H252V198H251ZM251 200H248L249 201V203H250V201ZM24 201V200H23ZM28 201V200H27ZM37 201V200H36ZM48 201V200H47ZM173 201V200H172ZM253 201V200H252ZM260 201H262V203H263V200H260ZM8 202V203H7ZM12 202V203H13ZM137 202V201H136ZM140 202V201H139ZM170 202V203H169ZM7 203V204H6ZM12 203H11V205H12ZM64 203H66V201L64 202ZM130 203V202H129ZM130 203V204H131ZM225 203V202H224ZM223 203V204H224ZM20 204H16L15 203V205H20ZM26 204V203H25ZM60 204H62V206H63V203H60ZM194 204V205H195ZM7 205V206H6ZM23 205V204H22ZM34 205V204H33ZM36 206H37V204H35ZM39 205V204H38ZM59 205V204H58ZM134 205V204H133ZM132 205V206H133ZM260 205H262L261 203H260ZM4 206H6V207H4ZM131 206V205H130ZM258 207H259V205H257ZM263 206V205H262ZM14 207V206H13ZM13 207H11V209L10 210H12V208ZM21 207V206H20ZM31 207V206H30ZM35 207V206H34ZM33 207V208H34ZM163 207V208H162ZM197 207V208H198ZM224 207V206H223ZM253 207H255L254 205H253ZM257 207V208H258ZM0 208V209H1ZM165 208V209H164ZM264 208V207H263ZM3 209H1L2 211H3ZM5 209V210H6ZM35 209V208H34ZM33 209V210H34ZM37 209V208H36ZM181 209H183L182 207H181ZM0 210V211H1ZM9 210V209H8ZM40 210V209H39ZM130 209H128V210H126L125 212H128ZM225 210V209H224ZM254 210H255V208L253 209V212H254ZM258 210V212H259V209H257ZM264 210V209H263ZM12 211H14V208H13V210ZM123 211V210H122ZM7 212V211H6ZM9 212H11V211H9ZM8 212V213H9ZM130 212V211H129ZM180 212V211H179ZM183 212V211H182ZM181 212V213H182ZM260 212H261V210H260ZM1 213V212H0ZM2 213H4V212H2ZM12 213V212H11ZM41 213V212H40ZM88 213V214H87ZM90 213H92V212H86V214H85V216L82 218L81 217V222H82V220H83V222L80 224V221L78 222L81 226L79 227V225H78V223L76 222V225L79 227V228H77V230L79 231L78 233H80L81 234V236H82V238H81V236H80V240H79V238H78V235H76L77 233H76V231L77 230H75L74 231V233L72 232V230H74L73 229V227H72V229H68V230H70L69 232H71L69 235H67V238H65L66 239V241L65 242H67V244H65V245H67V246H65L66 247V249L68 250L66 253H68V252H70L71 254L69 255L70 256V260H67V261H63L61 258H59V259H61V260H56L57 262H56V264H76V262L78 261V256H84L85 254H82L83 252L84 253H86L87 252V250L89 251V253H90V251H93V250H90V249H93L94 247H92L91 248V246H93L94 245V243H93V245H91V241L93 240V238H92V240H91V236H92V234L93 233H89V230H90V224L92 225L93 223H95L94 221V215L92 216ZM95 213V212H94ZM5 214V213H4ZM7 214V213H6ZM5 214V215H6ZM36 214V213H35ZM93 214V213H92ZM258 216H259V213H256ZM255 214V215H256ZM134 215L135 214H133V217H134ZM136 215L138 216V214L136 213ZM227 215V214H226ZM254 215V216H255ZM261 215V214H260ZM262 215H264V214H262ZM8 216V215H7ZM36 216H38L39 217V215H36ZM97 216V215H96ZM257 216V217H258ZM190 217V216H189ZM260 217V216H259ZM135 218V217H134ZM186 218V217H185ZM191 218V217H190ZM78 219V218H77ZM95 219H97V218H95ZM137 219V218H136ZM193 219V218H192ZM258 219V218H257ZM94 220V221H93ZM98 220V219H97ZM100 220V219H99ZM98 220V221H99ZM135 220V219H134ZM139 220H141V221H139ZM143 220V221H144ZM187 220V219H186ZM185 220V221H186ZM188 220H190V219H188ZM260 222H262V220L261 219H258ZM191 222H194V221H192V220H190ZM137 222V221H136ZM137 222V223H138ZM178 222H180V221H178ZM229 222V221H228ZM9 223V222H8ZM75 223V222H74ZM97 223V222H96ZM195 223V222H194ZM262 223H264V222H262ZM261 223V224H262ZM73 224V223H72ZM185 224H186V222H185ZM188 224L190 225L191 223H189V221H188V223L186 224L187 226H188ZM75 225V229H76V226ZM167 225V226H166ZM193 225V224H192ZM192 225H190L189 227H188V229H192ZM195 225V224H194ZM263 226H262V229H263V232L262 233H264V224H262ZM0 226H1V224H0ZM74 226V225H73ZM93 227V226H92ZM97 227V226H96ZM140 227L141 226H139V229H140ZM21 228V227H20ZM19 228V230H21ZM145 228V229H146ZM194 228H195V226H194ZM27 229V228H26ZM25 229V230H26ZM93 229H94V227H93ZM93 229H91V230H93ZM187 229V230H188ZM260 229H261V226H260ZM1 230V229H0ZM4 230V229H3ZM90 230V231H91ZM141 230H143L142 228H141ZM176 230H177V228H176ZM175 230V232H176V234H178L177 232L178 231H176ZM196 230V229H195ZM195 230H193V232H195ZM165 231V232H164ZM192 231V230H191ZM197 231V230H196ZM262 231V230H261ZM23 232V231H22ZM88 232V233H87ZM92 232V231H91ZM95 232V231H94ZM188 232H189V230H188ZM2 233V232H1ZM4 233V232H3ZM8 233V232H7ZM171 233V232H170ZM190 233V232H189ZM8 234H10V233H8ZM66 234V233H65ZM68 234V233H67ZM73 234H74V236L76 235L77 236V238L76 237H74L73 236ZM86 234H88V235H86ZM167 234V233H166ZM175 234V233H174ZM173 234V235H174ZM181 234V233H180ZM185 234H187V233H185ZM193 234V233H192ZM195 234V233H194ZM0 235H2V234H0ZM58 235V234H57ZM89 235H90V238H89ZM171 235V234H170ZM190 235V234H189ZM189 235H187V236H189ZM4 236V235H3ZM7 236H9V235H7ZM53 236V235H52ZM182 237L184 236V235H181ZM13 237V236H12ZM54 237V236H53ZM148 237V236H147ZM150 237H149V239H150ZM10 238V237H9ZM43 238H45L46 239V237L44 236ZM87 238H89L88 240H87ZM12 239V238H11ZM40 239H42V238H40ZM39 239V240H40ZM186 239V238H185ZM195 239V240H196ZM166 240H167V242H166ZM178 240H180V239H177V241ZM41 241H44V240H41ZM40 241V243L42 244L43 242H41ZM83 241H84V243H83ZM151 241V240H150ZM155 241H153V242H155ZM186 241V240H185ZM90 242V243H89ZM181 242V241H180ZM190 242V243H191ZM39 243V241L37 242L36 240H35V242H33L31 245H29V247L26 249V250H23L20 254H19V259L18 258H13V259H11V260H9L8 262H6L5 264H45L44 263V261H41L40 259H39V257H38V253L35 251V250H37L36 248H37V246L39 245L38 244ZM44 243H45V241H44ZM43 243V244H44ZM185 243V242H184ZM87 244H89V248H86L85 246L87 245ZM124 244H126V243H124ZM127 245V244H126ZM150 245H152V244H150ZM180 247H179V246ZM195 245V244H194ZM42 245H40V247H41ZM124 246V245H123ZM153 246V245H152ZM155 246V245H154ZM122 247V246H121ZM146 247V246H145ZM194 247V246H193ZM61 248H62V246H61ZM126 248H129V246L128 247H126ZM230 248V249H229ZM132 249V248H131ZM81 250H83V252L81 251ZM134 250V249H133ZM140 250V249H139ZM144 250V249H143ZM61 251V250H60ZM59 251V252H60ZM86 251V252H85ZM189 251V250H188ZM62 252V251H61ZM82 252V253H81ZM118 252H119V249H118ZM123 252V250L121 251V254H123L122 253ZM126 252V251H125ZM142 252V251H141ZM147 252V251H146ZM41 253V252H40ZM78 253H81V254H78ZM88 253V254H89ZM145 252L143 251V253H141L142 255L144 254ZM236 253V252H235ZM57 254V253H56ZM69 254V253H68ZM68 254H67V256H68ZM91 255H92V253H90ZM118 254H120V253H118ZM40 255V254H39ZM42 256L41 257H43V253L41 254ZM60 255V254H59ZM117 255V254H116ZM124 256H122L121 257V260H120V264H137V260H139V258H138V255H139V253H138V255H136V254H129L128 252L125 254H123ZM199 255V254H198ZM58 256V255H57ZM68 256V257H69ZM71 256H72V258H71ZM86 256V255H85ZM121 256V255H120ZM146 256V255H145ZM154 256H155V254H154ZM157 256V255H156ZM211 258H210V257ZM78 257V258H77ZM116 257V256H115ZM119 257V256H118ZM144 257V256H143ZM192 257V256H191ZM44 258V257H43ZM66 258V257H65ZM75 258H76V260H75ZM83 258V257H82ZM48 260H49V258H47ZM88 259H89V257H88ZM116 259H118V258H116ZM143 259V258H142ZM196 259V258H195ZM18 260V261H17ZM115 260V259H114ZM143 260H145V259H143ZM192 260H194L193 258H192ZM191 260V261H192ZM47 261V260H46ZM76 261V262H75ZM118 262H119V260H117ZM116 261V262H117ZM140 261V260H139ZM138 261V262H139ZM161 261V262H160ZM211 261V263H213ZM118 262H117V264H118ZM144 262V261H143ZM200 262V261H199ZM210 262V261H209ZM114 263V262H113ZM145 263V262H144ZM195 264H196V262H194ZM198 263V262H197ZM48 264V263H47ZM55 264V263H54ZM78 264V263H77ZM115 264V263H114ZM140 264V263H139ZM198 264H200V263H198Z\"/></svg>",
  "mask_w": 264,
  "mask_h": 264
}]
</instances>
